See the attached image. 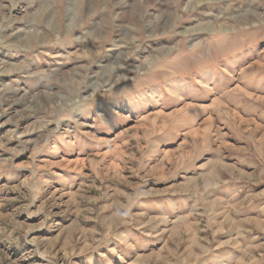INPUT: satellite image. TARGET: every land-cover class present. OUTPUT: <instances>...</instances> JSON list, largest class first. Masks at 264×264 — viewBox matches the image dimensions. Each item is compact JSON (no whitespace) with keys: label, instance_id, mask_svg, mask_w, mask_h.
Masks as SVG:
<instances>
[{"label":"rangeland","instance_id":"374dc122","mask_svg":"<svg viewBox=\"0 0 264 264\" xmlns=\"http://www.w3.org/2000/svg\"><path fill=\"white\" fill-rule=\"evenodd\" d=\"M0 264H264V0H0Z\"/></svg>","mask_w":264,"mask_h":264},{"label":"crops","instance_id":"0c3cea01","mask_svg":"<svg viewBox=\"0 0 264 264\" xmlns=\"http://www.w3.org/2000/svg\"><path fill=\"white\" fill-rule=\"evenodd\" d=\"M80 9H82V7L80 8ZM109 10H110V8H108V10H107V12H109ZM107 12H105V13H107ZM109 22H110V20H109ZM52 22L51 21H48V25H50ZM85 23L86 22H84V24L83 25H85ZM100 27V28H99ZM101 27H103V26H101V23L98 25V24H93L92 26H91V28H92V30H91V32H90V35H93V36H95L96 34H97V32L95 33V34H93V32L94 31H96V30H101ZM85 43V42H84ZM83 44V43H82ZM50 45V44H49Z\"/></svg>","mask_w":264,"mask_h":264},{"label":"bare ground","instance_id":"6f19581e","mask_svg":"<svg viewBox=\"0 0 264 264\" xmlns=\"http://www.w3.org/2000/svg\"><path fill=\"white\" fill-rule=\"evenodd\" d=\"M260 65H261V64H260ZM48 96H49V95H48ZM48 96H47V97H48ZM190 111H191V109H190ZM188 118H189V117H188ZM157 125H158V124H157ZM170 152H171V151H170ZM165 154H166V153H165ZM169 154H170V153H169ZM166 156H167V154H166ZM166 156H165V158H166ZM83 165H84V164H83ZM214 202H216V201H214ZM214 202H211V204L214 203ZM225 217H226V216H225ZM227 218H230V217L227 216ZM229 222H231V219H229Z\"/></svg>","mask_w":264,"mask_h":264}]
</instances>
